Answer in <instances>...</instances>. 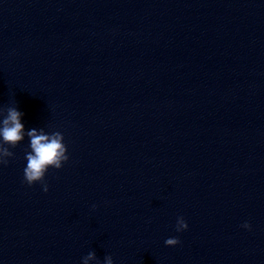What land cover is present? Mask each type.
<instances>
[{
  "label": "water",
  "instance_id": "water-1",
  "mask_svg": "<svg viewBox=\"0 0 264 264\" xmlns=\"http://www.w3.org/2000/svg\"><path fill=\"white\" fill-rule=\"evenodd\" d=\"M9 107L0 264H264V0H0ZM33 128L68 149L46 192Z\"/></svg>",
  "mask_w": 264,
  "mask_h": 264
},
{
  "label": "clouds",
  "instance_id": "clouds-1",
  "mask_svg": "<svg viewBox=\"0 0 264 264\" xmlns=\"http://www.w3.org/2000/svg\"><path fill=\"white\" fill-rule=\"evenodd\" d=\"M23 112L16 107H9L7 114L0 120V164H7L8 158L14 156V153L6 146L15 147L24 138V124L21 121ZM30 137L31 151L25 154L26 165L23 168L24 180L32 185L39 181L43 190L48 191V184L44 181L45 175L50 168L59 169L63 163L69 159L67 145L64 141L63 133L55 132L45 134L42 130L35 128L28 132ZM96 207L95 204L92 205ZM242 227L251 229V224L245 221ZM188 228V223L183 216L176 219V231L180 232ZM178 237H168L165 240L166 245L178 244ZM95 258L94 252H89L83 257V264H88L89 260ZM105 264H114L109 255L105 259Z\"/></svg>",
  "mask_w": 264,
  "mask_h": 264
}]
</instances>
